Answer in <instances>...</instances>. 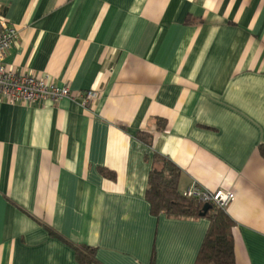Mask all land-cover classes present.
Instances as JSON below:
<instances>
[{
    "label": "crops",
    "instance_id": "obj_1",
    "mask_svg": "<svg viewBox=\"0 0 264 264\" xmlns=\"http://www.w3.org/2000/svg\"><path fill=\"white\" fill-rule=\"evenodd\" d=\"M0 16L7 67L97 94L0 96V264H80L81 245L96 264H195L209 222L151 212L155 154L180 192L234 194L235 264H264V0H0Z\"/></svg>",
    "mask_w": 264,
    "mask_h": 264
},
{
    "label": "trees",
    "instance_id": "obj_2",
    "mask_svg": "<svg viewBox=\"0 0 264 264\" xmlns=\"http://www.w3.org/2000/svg\"><path fill=\"white\" fill-rule=\"evenodd\" d=\"M145 144L151 143V136L139 134ZM264 156V146L260 147ZM104 175L111 173L102 170ZM179 168L169 159L155 154L148 175L145 198L153 214L164 213L175 217H205L209 225L200 246L195 264H235L233 254V226L231 217L215 206H211L203 215V203L196 198H187L178 189ZM75 257L80 264H96L93 248L74 246Z\"/></svg>",
    "mask_w": 264,
    "mask_h": 264
},
{
    "label": "built area",
    "instance_id": "obj_3",
    "mask_svg": "<svg viewBox=\"0 0 264 264\" xmlns=\"http://www.w3.org/2000/svg\"><path fill=\"white\" fill-rule=\"evenodd\" d=\"M16 37V28L0 16V96L9 101L24 103L55 102L68 98L83 106L96 98L97 94L94 90H87L77 95L67 86L54 84L47 75L36 76L26 71L7 67L4 59ZM182 193L184 197L196 198L203 204H210L224 211L235 198L229 190L210 191L196 184L190 185Z\"/></svg>",
    "mask_w": 264,
    "mask_h": 264
},
{
    "label": "water",
    "instance_id": "obj_4",
    "mask_svg": "<svg viewBox=\"0 0 264 264\" xmlns=\"http://www.w3.org/2000/svg\"><path fill=\"white\" fill-rule=\"evenodd\" d=\"M210 208H211V205L210 204H204L203 207H202L201 214L203 215Z\"/></svg>",
    "mask_w": 264,
    "mask_h": 264
}]
</instances>
